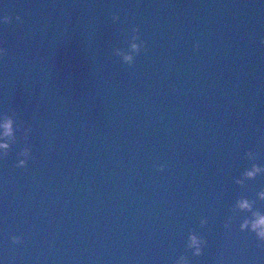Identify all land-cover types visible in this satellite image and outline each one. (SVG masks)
I'll return each instance as SVG.
<instances>
[{"label": "water", "instance_id": "1", "mask_svg": "<svg viewBox=\"0 0 264 264\" xmlns=\"http://www.w3.org/2000/svg\"><path fill=\"white\" fill-rule=\"evenodd\" d=\"M3 15L4 264H264L240 229L252 213L233 211L264 213V174L235 183L264 167V0H0ZM135 27L147 44L126 64Z\"/></svg>", "mask_w": 264, "mask_h": 264}, {"label": "clouds", "instance_id": "2", "mask_svg": "<svg viewBox=\"0 0 264 264\" xmlns=\"http://www.w3.org/2000/svg\"><path fill=\"white\" fill-rule=\"evenodd\" d=\"M114 22L120 20L119 15L114 14L112 17ZM16 20H22V17L16 16ZM11 22V17L8 15L0 16V23L8 24ZM134 35H132V42L130 48L127 51L117 49V55H119L123 62L126 64H133L136 57L141 51L146 48L147 42L141 39L139 27L133 29ZM199 45H197V48ZM7 55L6 49L3 45H0V59H3ZM18 118L15 114H8L0 112V159H4L8 156L9 151L12 149L13 144L16 143V132H17ZM20 130L23 133V139L27 142L32 133V127L30 125L20 124ZM19 159L17 160L16 166L18 168H25L28 166L29 160L32 158V149L25 144L23 150L19 153ZM244 158L248 161L256 159L255 153L247 151L244 153ZM166 165L161 164L159 170L163 171ZM259 174H264V167L253 163L250 168H246L238 179L235 180L237 185H242L245 180L253 179ZM260 199H264V191L258 193ZM236 209L247 210L251 212V216L245 218L240 224L241 231L251 230L261 241H264V213L259 211H253V201L248 198L241 197L235 200L233 211ZM232 222V218L229 216L224 222V227L228 228ZM203 224H207L208 220L204 219L201 221ZM13 244L23 243V237L13 235L11 237ZM205 240L198 234L193 232L188 238V247L192 249L193 254L196 256L202 255L205 246ZM0 264H4L3 260L0 259ZM177 264H189L186 257H181Z\"/></svg>", "mask_w": 264, "mask_h": 264}]
</instances>
